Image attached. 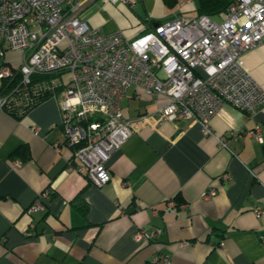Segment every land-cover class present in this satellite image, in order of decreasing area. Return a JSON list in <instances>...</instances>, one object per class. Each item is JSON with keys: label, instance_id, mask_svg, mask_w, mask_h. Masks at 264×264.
<instances>
[{"label": "crops", "instance_id": "0c3cea01", "mask_svg": "<svg viewBox=\"0 0 264 264\" xmlns=\"http://www.w3.org/2000/svg\"><path fill=\"white\" fill-rule=\"evenodd\" d=\"M144 2L95 0L79 18L132 40L196 9L195 0L185 6L178 0L177 13L163 18L166 6L156 0L148 16ZM4 54L0 65L21 64L22 54ZM240 62L264 89V44ZM5 83L0 80V96L13 88L1 92ZM44 87L56 94L25 115L0 108V264H159L157 256L168 264H264V107L248 115L223 105L209 133L192 121L140 126L110 155V181L97 188L77 171L80 162L64 143L67 75ZM120 107L133 121L157 105L130 88ZM256 125L260 141L246 134ZM209 188L216 194L206 200ZM138 230L157 235L137 243Z\"/></svg>", "mask_w": 264, "mask_h": 264}, {"label": "built area", "instance_id": "2783aa9c", "mask_svg": "<svg viewBox=\"0 0 264 264\" xmlns=\"http://www.w3.org/2000/svg\"><path fill=\"white\" fill-rule=\"evenodd\" d=\"M93 1L0 0V58L5 52L22 54L18 67L0 65V80L20 78L0 96V108L29 87L41 90L31 86L33 76L67 75L70 87L60 103L64 143L93 186L108 184L106 162L140 126L192 121L209 133V121L223 105L248 115L264 107V89L240 62L245 52L264 44V0H233L220 22L180 15L132 40L121 32L105 35L82 21L80 12ZM101 1L130 7L138 2ZM130 88L148 96L156 110L126 119L120 101ZM246 134L260 141L257 125ZM215 194L209 188L202 197ZM261 215L255 211L257 219ZM156 235L138 230L133 239L149 243ZM154 262L168 264L164 256Z\"/></svg>", "mask_w": 264, "mask_h": 264}, {"label": "trees", "instance_id": "16d2710c", "mask_svg": "<svg viewBox=\"0 0 264 264\" xmlns=\"http://www.w3.org/2000/svg\"><path fill=\"white\" fill-rule=\"evenodd\" d=\"M196 1V13L198 16H207L209 18L221 17L224 12L226 11L227 7L233 0H195ZM164 6L168 8H173L177 3L178 0H162ZM157 24H161L160 22H156ZM62 73L54 74L52 76H33L31 86L37 84L41 87V90H35L33 93L32 89L29 87L27 89L26 94H14V100L9 102L7 105H4L3 110L14 116L25 115L34 107L39 105L44 100L52 97L56 94L55 88L51 87L48 89L44 87L46 82L51 79L53 76L59 75ZM18 76H16L13 80L8 81L6 79H1L5 81V86L2 87L1 92H4L6 88L15 87L19 80ZM26 94V95H25Z\"/></svg>", "mask_w": 264, "mask_h": 264}, {"label": "rangeland", "instance_id": "374dc122", "mask_svg": "<svg viewBox=\"0 0 264 264\" xmlns=\"http://www.w3.org/2000/svg\"><path fill=\"white\" fill-rule=\"evenodd\" d=\"M145 2H144V4L145 5H143V9H144V11H142V13H144V14H146V15H148V16H151V12L149 11V9L150 8H155V5H156V0H150V3L148 4L147 3V0H144ZM181 4V2H178L174 7H173V9L172 8H166V7H164L163 9H164V12H163V15H164V17L163 18H165V17H167L168 15H170L172 12H176L177 13V11H178V9H177V6L178 5H180ZM194 6H196V2H195V4H194ZM142 8V7H141ZM126 10L130 13V14H132V16L135 18V15H134V13L129 9V8H126ZM122 15H125V14H122ZM186 17H190V18H195V17H197L198 15H197V13H196V10L195 11H191V12H188V13H185L184 14ZM137 19V18H136ZM137 20H139V19H137ZM213 20L215 21V22H220L221 21V17H215V18H213ZM130 23H132V22H130ZM139 26H140V24H139ZM4 56H5V54H4ZM4 56H3V58H4ZM19 66V65H18ZM17 66V67H18ZM20 78L18 77V79L17 80H19Z\"/></svg>", "mask_w": 264, "mask_h": 264}, {"label": "water", "instance_id": "95a60500", "mask_svg": "<svg viewBox=\"0 0 264 264\" xmlns=\"http://www.w3.org/2000/svg\"><path fill=\"white\" fill-rule=\"evenodd\" d=\"M158 24H155L154 27H157Z\"/></svg>", "mask_w": 264, "mask_h": 264}]
</instances>
